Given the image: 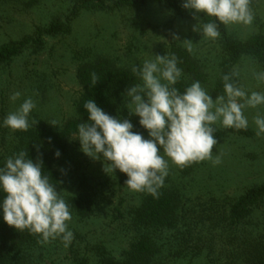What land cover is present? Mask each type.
Instances as JSON below:
<instances>
[{"label":"rangeland","instance_id":"1","mask_svg":"<svg viewBox=\"0 0 264 264\" xmlns=\"http://www.w3.org/2000/svg\"><path fill=\"white\" fill-rule=\"evenodd\" d=\"M104 2L112 6L115 0ZM80 3L79 0H0V46L32 37L38 28L44 29L55 21L66 22L71 18L70 34L45 35L43 46L37 52L31 47L26 48L11 61L0 65V151L8 145L14 133L4 125L5 118L29 97L36 107L28 119L37 121L36 124L50 122L60 127L75 119V102L82 93L77 70L96 58L109 60L117 68L132 71L134 66L154 60L156 55L169 56L172 46L188 50L187 43L183 41L190 40L191 56L199 62L205 78V82L200 84L213 100L216 99L220 64L227 56L219 39L207 38L202 30L193 31L194 21L176 18L165 3L153 1L138 8L115 10H101L87 4L80 7L75 15H70L73 6ZM250 7L254 14L252 25L227 26L231 39L244 41L257 34L264 35V0H251ZM233 70L238 71L239 86L246 91L264 92V84L258 83L254 77V73L264 71L257 59L243 57L233 65ZM186 76L182 74L180 78L188 81ZM137 80L141 83L138 76ZM15 92L21 95L12 101L10 97ZM130 101V97L121 96L120 107L111 116L129 119L133 124L132 131L148 139L147 131L139 124V117L129 116L128 111L133 107ZM258 113L264 115V105L245 110L253 137L229 136L214 146L213 156L220 157L219 164L198 162L190 174L182 176L181 168L169 161V174L163 186L177 188L186 203L192 206L209 198L235 200L247 189L263 185L264 134L257 136L254 124ZM213 126L225 128L219 123ZM74 138L75 135L71 137L70 158L66 161L67 173L60 196L77 194L79 181L85 180L100 197V205L99 211L84 221L72 216L68 228L76 230L91 243L104 244L117 256L127 248L131 234L125 229V219L115 218V209L126 217L130 208L141 204L144 193L130 190L125 185L128 177L119 170L105 173L102 162L94 161L80 151V143ZM253 222L261 223L258 231L264 232V203L255 213ZM56 246H61V243ZM53 249L48 256L58 262L64 254L59 247ZM171 264L207 263L198 258L191 263Z\"/></svg>","mask_w":264,"mask_h":264},{"label":"trees","instance_id":"2","mask_svg":"<svg viewBox=\"0 0 264 264\" xmlns=\"http://www.w3.org/2000/svg\"><path fill=\"white\" fill-rule=\"evenodd\" d=\"M79 1L81 3L73 6L70 15H75L80 7L87 4L101 10H115L138 8L153 1L165 3L176 18H186L199 25L216 22L220 32L218 39L227 56L220 64V78L215 86L217 95L224 94L223 75L231 74L233 65L241 58L257 59L264 70V35L257 34L244 41H235L229 37L226 26L219 24L216 18L201 13L197 20L194 19L191 11L181 6L183 0H115L112 6H107L104 0ZM70 19L66 22L55 21L47 28L36 29L32 37L0 46V65L11 61L26 48L31 47L37 52L43 46L42 38L45 35L70 34ZM172 55L177 57V66L188 78V81L180 78L175 85L181 93L193 82H205L199 62L189 50L172 46L169 57ZM93 74L98 79L95 84ZM77 78L82 93L75 102L76 118L60 127L42 122L27 131H14L8 145L0 151V167L4 166L7 158L27 151L34 162L38 157L42 159L44 174L49 175L50 182L57 186L60 194L67 173L66 161L70 158L71 137L77 133L80 122H89L84 103L91 98L111 115L120 107L121 96L126 95L127 88L139 83L131 70L117 68L113 62L101 58L80 66ZM233 82L239 86V77H233ZM29 123H32L31 119ZM213 127L217 142L229 136L251 138L254 135L249 128ZM57 150L59 157L54 155ZM195 164L181 168V175L190 174ZM77 191L75 195L61 197L68 204L71 215L78 221H84L99 211L100 197L85 180L79 181ZM3 198L4 193L0 191V203ZM263 203L264 184L247 189L235 200L209 198L192 206L186 203L177 188L162 186L158 197L144 193L141 204L130 208L126 217L115 209V218L125 219V229L131 234L127 248L117 256L104 244L91 243L76 230H71L73 239L67 247L60 238L42 243L38 234L8 226L0 210V264H171L183 261L191 263L198 258H203L207 264H264V232L258 231L261 223L253 222L255 213ZM58 243L61 246H56ZM52 247H59L64 254L58 262L48 256L50 249L54 250Z\"/></svg>","mask_w":264,"mask_h":264},{"label":"clouds","instance_id":"3","mask_svg":"<svg viewBox=\"0 0 264 264\" xmlns=\"http://www.w3.org/2000/svg\"><path fill=\"white\" fill-rule=\"evenodd\" d=\"M250 5L251 0H184L181 6L190 10L196 20L202 13L227 27L251 26L254 14ZM201 28L207 38L215 40L220 36L216 22L197 23L193 31L199 32ZM173 39L177 38L174 36ZM183 42L191 51L192 42ZM154 57V60H146L142 66L132 68L141 83L126 90L133 105L128 111L129 116L139 117V124L149 138L132 131L133 124L129 119L107 114L90 98L83 105L89 122L77 125L74 139L79 141L80 151L86 156L102 162L105 173L119 170L127 175L125 185L130 190L158 197L169 174V161L179 168L202 161L219 164L220 157L213 156V148L218 143L213 125L219 123L225 128L247 130L245 110L264 105V92L249 93L238 86L233 77L239 73L234 70L223 75L224 94L217 95L215 100L199 81L181 93L175 87L182 75L177 57ZM254 77L264 84V71L254 73ZM97 81L93 74L94 84ZM20 95L15 92L10 99L15 101ZM35 107L36 103L30 97L25 99L15 112L7 115L4 125L13 131H27L37 123L34 120L30 124L28 119ZM254 124L256 135L264 134V115L258 113ZM54 155L59 157V150ZM0 191L4 193L0 210L8 226L38 234L42 243L57 238L66 247L71 243L69 206L57 186L50 182L49 175L44 174L42 159L38 157L34 162L27 151L7 158L0 167Z\"/></svg>","mask_w":264,"mask_h":264}]
</instances>
